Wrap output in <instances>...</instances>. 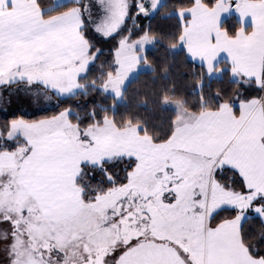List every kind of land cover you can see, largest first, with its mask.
<instances>
[{"label": "snow or ice", "instance_id": "snow-or-ice-1", "mask_svg": "<svg viewBox=\"0 0 264 264\" xmlns=\"http://www.w3.org/2000/svg\"><path fill=\"white\" fill-rule=\"evenodd\" d=\"M166 6L0 0V264H264V0H191L163 12L177 21L169 46L199 69L197 115L173 118L163 144H106L121 135L122 85L147 62L159 39L152 20ZM105 63L99 80L83 82ZM226 78L237 88L217 87L210 100L206 87ZM89 86L114 99L85 114L62 105L89 97ZM42 89L59 99L35 102ZM157 180L158 200L141 190Z\"/></svg>", "mask_w": 264, "mask_h": 264}, {"label": "trees", "instance_id": "trees-1", "mask_svg": "<svg viewBox=\"0 0 264 264\" xmlns=\"http://www.w3.org/2000/svg\"><path fill=\"white\" fill-rule=\"evenodd\" d=\"M50 2L52 1L50 0ZM174 5L181 8L188 7L191 5V0H183L182 3L181 0H167V6L162 8L161 12L152 20L153 34L159 39L152 45L147 54V63L151 69L140 71L125 84L122 87L123 95L116 103V124L119 125V128L135 124L142 125L138 134L156 137L160 143L166 141V136L173 128V118H176L177 115L172 107L163 102L165 95L167 99L179 100L184 108L193 113H197L193 109H199L198 97L193 93L196 80L194 73L198 72L199 69L188 61L183 50H173L169 46L176 39L175 35L170 33L178 31L175 27L177 21L175 16L163 18L162 13L171 10ZM132 23L130 21L129 25L131 26ZM238 26L240 27V25ZM107 67V63L104 64V68L97 67L89 73L83 82L88 84L91 79L99 80ZM217 87L226 91L229 96L232 93L227 90L237 88V86L230 84L227 78L223 81L214 79L211 86L205 89L210 100ZM89 91L91 92L90 86ZM55 98L56 100L59 99L56 95ZM112 99L114 97L101 98L98 93L91 92L87 98L81 94L62 101V105L79 106L84 110L81 114H85L88 105L96 100L108 104ZM0 118H3V113H0ZM109 119H111L110 110ZM231 176V173H227L222 175L221 179L228 182ZM88 179V177L83 178L84 182H87ZM252 242H256L255 236L252 237Z\"/></svg>", "mask_w": 264, "mask_h": 264}, {"label": "rangeland", "instance_id": "rangeland-1", "mask_svg": "<svg viewBox=\"0 0 264 264\" xmlns=\"http://www.w3.org/2000/svg\"><path fill=\"white\" fill-rule=\"evenodd\" d=\"M46 97H48L49 99L46 100ZM13 99H14V106L18 105L21 108H25V109L28 107V105L24 102L23 99H19L15 97ZM33 99L35 102L39 104H45V103L56 101L55 95L47 89L39 90L37 95ZM167 100H168V103L166 104L172 107L177 113L176 121L179 122L181 118H183L187 114L193 113L187 110L186 108H184L179 100H173V99H167ZM137 125L138 124L127 126L125 128H119L121 135L117 138L107 137L106 144L118 150L120 148L135 149V148L141 147L143 143H150L151 141L146 139L148 138V136L146 135L141 136L135 132V128ZM145 183H147V186H141V190L144 191L145 193L149 191L155 192L157 194L156 199L158 200L159 193L162 191L161 187L157 186V185H160V183L155 182V184H151L150 181H146ZM151 185H154V186H151ZM0 255H2V253H0Z\"/></svg>", "mask_w": 264, "mask_h": 264}, {"label": "crops", "instance_id": "crops-1", "mask_svg": "<svg viewBox=\"0 0 264 264\" xmlns=\"http://www.w3.org/2000/svg\"><path fill=\"white\" fill-rule=\"evenodd\" d=\"M52 1V0H51ZM240 27H242V25H240ZM251 28H249V32H251ZM201 46L202 47H206V44H201ZM151 69V66L147 63V62H142L140 65H139V70L138 71H134V72H132L129 76H128V78H127V80H126V82L122 85V87L125 85V84H127L131 79H133L140 71H147V70H150ZM50 91V90H49ZM51 93H53V92H51ZM54 95H55V93H53ZM196 115H197V113H191V114H187L186 116H184L183 118H181V120L179 121V122H181V123H185L190 117L191 118H195L196 117ZM176 118H177V115H176ZM175 118V119H176ZM139 135V134H138ZM141 136H143V135H141ZM167 141H165V142H162V144L163 143H166ZM186 146H188V145H186V144H180L179 142H177V147L178 148H180V149H183L184 147H186ZM154 162L155 161H159L160 159H161V154H159V153H157V154H155L154 155ZM157 183H160L159 182V180H157L156 181ZM142 186H147V183H145V184H143ZM148 186H150V185H148ZM151 186H154V185H151ZM157 186H160V185H157Z\"/></svg>", "mask_w": 264, "mask_h": 264}]
</instances>
